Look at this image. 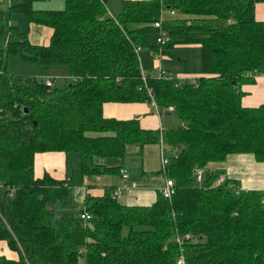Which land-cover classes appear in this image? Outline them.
I'll return each mask as SVG.
<instances>
[{
    "label": "trees",
    "instance_id": "1",
    "mask_svg": "<svg viewBox=\"0 0 264 264\" xmlns=\"http://www.w3.org/2000/svg\"><path fill=\"white\" fill-rule=\"evenodd\" d=\"M33 1L8 0V9L51 27L47 44L31 42L0 6V241L17 253L0 264H264V192L218 184L215 168L231 153L264 162V102L242 104L240 89L264 72V20L255 17L264 0H123L116 16L104 0H64L60 9ZM160 17L166 40L153 43L145 34L158 35ZM177 45L200 49L201 75L143 77L140 48L163 54ZM10 55L64 64L70 81L53 88L51 79L13 73ZM142 100L172 106L182 121L163 131L162 147L175 151L162 170L173 195L130 206L107 188L58 220L53 206L73 182L36 177L35 155L75 153L82 176L119 171L96 159H122L127 144H159L161 133L136 117H106L102 105ZM199 170L207 181H196Z\"/></svg>",
    "mask_w": 264,
    "mask_h": 264
},
{
    "label": "crops",
    "instance_id": "2",
    "mask_svg": "<svg viewBox=\"0 0 264 264\" xmlns=\"http://www.w3.org/2000/svg\"><path fill=\"white\" fill-rule=\"evenodd\" d=\"M7 1L8 0H1L0 6L3 11H5L4 2H6V6L9 7ZM35 1L37 0L33 1V7L35 8H53L59 7L60 3L64 4V0H42L36 3ZM44 1L50 2L52 6H45ZM104 2L107 14L111 16H116V13H119L123 7V0H104ZM55 4H57V6H55ZM167 13L166 10L163 11L164 15ZM255 17L259 20H264V1L255 3ZM9 22L11 21L9 20ZM29 28L30 33L28 32V38L31 42L36 44L48 43L52 34L51 27L30 22ZM30 35L34 38H30ZM151 53L154 55L155 53L157 54V52L152 51ZM158 62L159 59L156 62L157 65L159 64ZM179 75H183L181 77H187L189 74L180 73ZM143 76L145 77L146 74L144 73ZM253 77L254 79L252 81H246L240 85V89L243 91L241 101L242 104L247 106H254L264 102V72L255 73ZM177 78L180 80L178 76ZM173 110V107L170 106L169 108H165V113ZM102 113L106 117L121 119L136 117L141 127L159 130L162 137V145L164 142L163 131L168 129V127L164 128V126L171 125L170 123L172 122L175 123V120L171 119V117L167 118L163 116L160 107L152 100L126 102L105 101L102 105ZM181 123L182 121L180 119V124ZM169 128L172 127L169 126ZM160 147V143H148L142 146L127 144L125 146V153L137 156V159L133 161L141 159L140 166L142 169L140 167L139 172L133 175H128L127 170H125V172H127L126 177H123L121 172L124 170L123 158H97V163L118 167L119 171L115 173H104L117 174V181H113L110 175L100 177L94 174H88L82 176L80 173L78 156L76 155V157L74 155L75 153H65L63 151L37 153L34 160V174L36 177H41L43 174L48 173L56 180H63L70 177L73 182L72 185L75 182V176L77 178L79 177L84 183L80 185L84 196L83 198L86 196H100L105 193V189L107 188L115 190L125 185L118 196L119 198L117 197L121 203L130 206H147L155 201L160 192V188L165 182V174L162 171ZM172 152L175 151H171V153ZM166 153L167 149L164 148V155L168 158ZM215 168L222 171L220 174L221 177L217 179L218 184L220 183L218 182L220 178H226L234 182L237 190H260L264 192V162L256 161L254 156L250 153L228 154L220 164L215 166ZM0 255H4L5 258L8 259L17 258V253L10 250L3 241H0Z\"/></svg>",
    "mask_w": 264,
    "mask_h": 264
},
{
    "label": "rangeland",
    "instance_id": "3",
    "mask_svg": "<svg viewBox=\"0 0 264 264\" xmlns=\"http://www.w3.org/2000/svg\"><path fill=\"white\" fill-rule=\"evenodd\" d=\"M42 1V0H37ZM35 1V3L37 2ZM58 4V3H57ZM55 4V6H57ZM5 6L4 15L5 17L10 20L11 22L16 23L20 29L27 31L30 33V22L27 19V17L19 11L12 10L10 11L8 7L6 6V2L3 3ZM45 6H52L50 2L44 1ZM62 3H60L59 7H53L56 9L63 8ZM47 9V8H46ZM171 12V10H170ZM118 14V13H116ZM32 32V29H31ZM147 40L150 42H157L156 41V33H146L145 34ZM30 38L32 35H30ZM153 50H151L147 46H143L138 50L139 59L141 61V66L143 69V72L145 74L150 75H157L159 73V66L157 65V60L159 59V65L161 67L166 68L172 75L178 76L179 78L183 75H179L180 73L189 74L187 77H181L180 80H194L196 76L201 75L200 73V49L196 45H190V46H180L177 45L173 47L170 51L171 53H163L162 55L160 53H153ZM151 53V54H150ZM7 66L8 69L16 74H32L35 75L37 78L40 79H51L52 81V87H62L65 83H68L70 81V74L68 72V68L64 64H55V65H40L32 62L25 61L24 59L16 56V55H10L7 60ZM187 78V79H186ZM160 107V111L163 116L175 120V123H170L171 125H165V127L171 126L173 128L177 127L180 124V117L176 113L175 110L165 113V108ZM165 148L167 149V156H170L171 149L168 145H165ZM74 154V153H72ZM76 156V154H74ZM77 157V156H76ZM137 156L129 153H125L123 157V169L124 171L127 170L128 175L136 174V172H139L140 165H141V159L138 161L136 160ZM110 164V163H109ZM142 169V167H141ZM72 171V170H69ZM127 172L126 175H127ZM110 175L113 178V181H117L118 175L117 174H100L95 176H108ZM84 184L83 181L80 180V178L75 176V182L71 187L70 195L67 199L63 201H58L54 206V212L56 214V218L60 220L62 218V214L69 213V214H75L79 215L82 213V210L84 209V196L82 193V189L80 185ZM99 183H105V182H99ZM122 186V185H121ZM119 198V197H118ZM121 199V198H120ZM120 201V200H119ZM149 203V202H147ZM85 221H83V224ZM72 238L75 242H84L85 241V231L83 229H74L72 231ZM82 247L80 248V250Z\"/></svg>",
    "mask_w": 264,
    "mask_h": 264
},
{
    "label": "built area",
    "instance_id": "4",
    "mask_svg": "<svg viewBox=\"0 0 264 264\" xmlns=\"http://www.w3.org/2000/svg\"><path fill=\"white\" fill-rule=\"evenodd\" d=\"M173 11L174 10H171V12H173ZM161 22H162V17H160L158 20L154 21V25L159 27V33L157 35V40L159 42H164L166 40V38H165L164 30H160V28L162 29ZM157 53H159V52H157ZM158 66H159V74H158L159 76L171 77L172 74L170 72H168L165 68L161 67L159 64H158ZM47 82H50V81L47 80ZM160 146H161L160 147L161 163H162V168L164 170L165 166L168 163V158L165 157V155H164V148L162 147V137H160ZM121 172H122V176L126 177L125 171L122 170ZM203 179H204V173H203L202 170H199L196 173V181L201 183ZM222 180H223V178H220L218 180V182H221ZM124 187H125V185L120 187V188H116L115 190H113L112 193H111L112 197H114V198L118 197L120 195V193H121V190ZM160 193L165 198H170L173 195V193H174V182H173V180L171 178H165V182H164L163 186L160 188ZM81 217H84V215H81ZM183 238L184 239H189V238H191V235L190 234H186ZM178 241H181V237L180 238L178 237Z\"/></svg>",
    "mask_w": 264,
    "mask_h": 264
},
{
    "label": "water",
    "instance_id": "5",
    "mask_svg": "<svg viewBox=\"0 0 264 264\" xmlns=\"http://www.w3.org/2000/svg\"><path fill=\"white\" fill-rule=\"evenodd\" d=\"M204 180L207 181L208 180V173L205 172V175H204Z\"/></svg>",
    "mask_w": 264,
    "mask_h": 264
}]
</instances>
